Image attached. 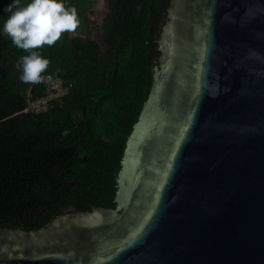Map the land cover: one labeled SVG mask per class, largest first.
I'll return each mask as SVG.
<instances>
[{
	"label": "water",
	"instance_id": "1",
	"mask_svg": "<svg viewBox=\"0 0 264 264\" xmlns=\"http://www.w3.org/2000/svg\"><path fill=\"white\" fill-rule=\"evenodd\" d=\"M79 19L99 52L107 0ZM113 208L0 226V264H264V0H168Z\"/></svg>",
	"mask_w": 264,
	"mask_h": 264
},
{
	"label": "trees",
	"instance_id": "2",
	"mask_svg": "<svg viewBox=\"0 0 264 264\" xmlns=\"http://www.w3.org/2000/svg\"><path fill=\"white\" fill-rule=\"evenodd\" d=\"M29 2L21 0L22 5ZM62 2L68 7L69 0ZM107 2L104 52L89 32L84 37L66 32L53 46L36 49L50 61L45 73L70 85L61 103L40 114L21 112L27 93L37 98L45 90L19 79L15 65L28 53L3 33L4 8L12 0H0L2 227L39 228L68 206L82 211L115 206L116 175L151 86L168 0ZM76 116L81 117L77 124ZM82 164L84 172L75 174Z\"/></svg>",
	"mask_w": 264,
	"mask_h": 264
},
{
	"label": "clouds",
	"instance_id": "3",
	"mask_svg": "<svg viewBox=\"0 0 264 264\" xmlns=\"http://www.w3.org/2000/svg\"><path fill=\"white\" fill-rule=\"evenodd\" d=\"M4 12L8 16L3 23V33L13 45L28 53L15 65L21 73L19 79L29 84L45 80L52 84L51 75H42L50 61L36 49L53 46L66 32L75 33L80 24L77 9L66 7L62 0H30L26 5H22L21 0H12Z\"/></svg>",
	"mask_w": 264,
	"mask_h": 264
},
{
	"label": "built area",
	"instance_id": "4",
	"mask_svg": "<svg viewBox=\"0 0 264 264\" xmlns=\"http://www.w3.org/2000/svg\"><path fill=\"white\" fill-rule=\"evenodd\" d=\"M42 75L47 77L51 74L43 73ZM39 84L44 87L45 93L37 98L31 97L30 94L27 93L25 106L21 110L22 113H42L47 111L49 108L53 107L54 104L61 103V98L68 93L70 87L63 79H56L54 77L52 84H49L47 80Z\"/></svg>",
	"mask_w": 264,
	"mask_h": 264
},
{
	"label": "rangeland",
	"instance_id": "5",
	"mask_svg": "<svg viewBox=\"0 0 264 264\" xmlns=\"http://www.w3.org/2000/svg\"><path fill=\"white\" fill-rule=\"evenodd\" d=\"M76 0H69V2L67 3V6L68 7H75L77 9V14H78V18H82L83 16H85L87 13L90 12V4H83V5H76L74 2ZM79 27H81V24H79ZM78 27V28H79ZM71 37H75V36H81V34L78 32V30H76L75 33H69ZM81 120V117L79 116H76L75 119H74V122L77 124L79 123ZM66 133V132H64ZM108 137H103V139L106 141ZM86 155H83V158H85ZM90 165V164H89ZM85 165H81L80 167L76 168L75 169V174H81V171L84 172L85 168L87 167H84Z\"/></svg>",
	"mask_w": 264,
	"mask_h": 264
},
{
	"label": "flooded vegetation",
	"instance_id": "6",
	"mask_svg": "<svg viewBox=\"0 0 264 264\" xmlns=\"http://www.w3.org/2000/svg\"><path fill=\"white\" fill-rule=\"evenodd\" d=\"M103 38V37H102ZM103 41H104V39H103ZM105 43V42H104ZM105 47H106V44H105Z\"/></svg>",
	"mask_w": 264,
	"mask_h": 264
},
{
	"label": "bare ground",
	"instance_id": "7",
	"mask_svg": "<svg viewBox=\"0 0 264 264\" xmlns=\"http://www.w3.org/2000/svg\"><path fill=\"white\" fill-rule=\"evenodd\" d=\"M41 114V113H40Z\"/></svg>",
	"mask_w": 264,
	"mask_h": 264
}]
</instances>
